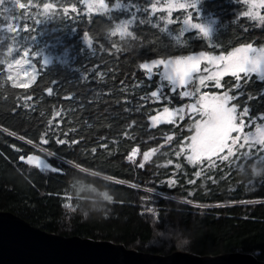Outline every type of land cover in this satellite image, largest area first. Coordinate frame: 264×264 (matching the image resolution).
Instances as JSON below:
<instances>
[{"label": "trees", "instance_id": "1", "mask_svg": "<svg viewBox=\"0 0 264 264\" xmlns=\"http://www.w3.org/2000/svg\"><path fill=\"white\" fill-rule=\"evenodd\" d=\"M106 2L111 6L113 0ZM133 3L143 6L147 0H133ZM217 4L223 5V10L216 8ZM9 5L15 16L23 19V24L34 26L32 20H26L21 14L24 10ZM203 7L217 14L220 25L217 42H222L225 50L249 40H254L256 45L264 44V27L255 26L246 18L236 22L237 14L245 7L242 3L207 0ZM31 11L35 16L37 9ZM126 15L113 12L112 20L124 19ZM177 15L182 13L174 12L173 18ZM138 16L147 18L146 13H138ZM152 20L156 22V17ZM67 23L78 29L72 39L66 41L69 51L57 48L50 52L53 58L66 54L67 64L55 60L27 91L13 88L0 70V211H11L49 232L108 240L139 252L167 255L181 251L206 256L239 251L264 260V172L260 177L252 175L253 166L264 170V159H261L264 153L233 157L230 163L217 161L215 167L194 165L185 154L177 157L175 152L193 132L196 115L177 119L176 124L161 123L155 127L149 120L164 106H182L188 99H182L179 91L171 92L164 82L162 99L156 101L150 93L161 83L159 75L147 79V73L139 64L160 56L212 49L202 40H189L186 46H178L151 24L134 26L142 40L120 41L119 37L107 35L111 24L102 15H93L91 23L83 16L78 22ZM47 27L68 31L61 20ZM169 27L175 34L181 25ZM244 27L248 28L247 32L242 31ZM84 31L94 37L95 55L83 43ZM190 35L185 34V39ZM113 43L122 45L124 50L117 53L113 49L109 53L100 48L103 45L111 49ZM215 51L218 54L220 49ZM4 53L5 48H0V60L5 59ZM35 63L39 69V61ZM99 73H104L103 79L99 78ZM85 75L87 80L82 79ZM53 79L61 83L54 86V94L48 96L44 89L52 86ZM222 83L226 89L234 79L226 76ZM225 89L213 86V82L202 87L210 93ZM261 89L264 82L253 76L243 90L255 95ZM68 93H75V97L60 99ZM27 94L34 96L31 109L23 107L24 102L19 99ZM245 100L246 96L234 102L243 107ZM18 104L21 106L16 108ZM249 104L254 115L264 111V97ZM54 106L63 107L64 123L54 132L48 131L45 138L49 143L43 144L40 137L48 130ZM132 121L135 125L129 128ZM73 128L76 131H70ZM125 131L127 137L123 135ZM173 134V140L165 143L166 137ZM57 137L69 143L58 144ZM75 139L80 143L71 144ZM102 143L108 144V148H100ZM94 147L97 148L95 154L91 152ZM137 147L140 154L135 161L127 160ZM153 148L157 149L156 154L144 162L143 153ZM48 152L54 155L49 156ZM29 155L41 156L62 171L41 170L19 159ZM169 160L173 163L168 164ZM141 162H144L143 168L139 167ZM198 171L200 177L195 175ZM170 180L175 183L169 184ZM104 192L112 196L111 202L102 197ZM66 203L71 207H65Z\"/></svg>", "mask_w": 264, "mask_h": 264}, {"label": "snow or ice", "instance_id": "2", "mask_svg": "<svg viewBox=\"0 0 264 264\" xmlns=\"http://www.w3.org/2000/svg\"><path fill=\"white\" fill-rule=\"evenodd\" d=\"M206 2L207 0H147L146 5L141 6L133 3V0H113L110 6L106 0H37L36 3H33V0H27L26 3L21 0H0V9L7 12L9 9L5 6L12 4L18 9L24 10L21 14L25 16L26 20H32L34 25L30 27L25 22L21 26L16 23L17 18L14 15L10 18L0 17V20L3 21L0 23V48H6L5 59L0 60V65L3 66L0 70L5 73L6 82H10L13 88L27 91L45 70L54 65L55 60H59V57L53 58L52 55L46 54V49L48 53L57 48L64 52L69 51L70 46L66 41L71 40L78 29L69 26L67 22H78L81 16L85 17L89 23L92 22L93 15L106 16L111 24L107 28V35L119 37L120 41L125 42L142 40V37L137 36L134 30V26L137 24H151L161 33H166L178 46H186L189 40H202L212 51L202 50L188 55L160 56L139 64V68L147 73V79L151 80L153 75H159L161 83L150 93V96L156 101L162 99L164 82L170 86L171 92L179 91L182 99L195 98L194 102L182 107L165 106L155 115L150 116L149 120L155 127L161 123L176 124L177 119L183 120L186 113L189 118L198 115L199 119L195 120L194 135L188 138L190 142L181 144L179 151L175 152L177 157L182 153L186 154V159L194 165L204 166L207 164L208 167H215L217 161L230 163V158L233 157L238 159L241 156H260L261 153H264V111L254 115L249 102L258 101L264 97V89L259 90L255 95L246 93L243 89L253 76L258 81L264 82V44L256 45L254 40H249L225 50L224 44L217 42L220 32L218 16L214 11L206 10L203 7ZM235 2L245 5V10L237 14L236 22L246 18L255 26L264 27V0H235ZM78 5L83 8L81 9ZM215 7L223 10V5L217 4ZM33 8L37 9L35 16L31 11ZM113 12L126 13L127 15L124 19L112 20ZM174 12L182 13V15L173 18ZM138 13H146L147 18H140ZM152 17H156V22H153ZM56 20L64 21L68 31L66 32L64 28L49 29L47 27ZM161 22H163L162 26ZM177 23L181 27L173 34V30L169 26ZM242 31L247 32L248 28L244 27ZM32 33L38 34L32 35ZM187 33H191V35L185 39ZM82 40L84 45L91 50L92 55H95L94 37L88 31H84ZM41 43L43 47H39ZM100 48L109 53L113 49L117 53L124 50L123 46L118 43H113L111 49H105L103 45H100ZM216 49H220L218 54ZM79 52L82 53L83 49H79ZM34 61H39V69ZM61 63L67 64L68 61L65 59ZM98 75L100 79H103L104 73ZM226 76L232 77L234 83L225 89L222 81ZM82 79L87 80L88 76L85 75ZM207 82H213V86L225 90L215 93L202 92L201 88L207 86ZM60 83L59 80L53 79L52 86L44 89L45 94L52 96L54 86L60 85ZM233 92L235 95L232 94ZM245 96L243 107L240 103L234 102L240 101L241 97ZM74 97L75 93H68L61 96L60 99L72 100ZM19 99L23 100V107L32 108L30 102L34 101L33 95L27 94ZM125 102L127 101L125 100ZM20 106L18 104L16 108ZM15 110L14 108L13 111L15 112ZM62 113H64L63 107L56 109L54 106L52 117L48 121V130L40 137L43 144L49 143L45 138L48 131L54 132L64 123ZM54 121L55 126L53 125ZM133 125H135V121H132L129 128ZM253 126H255L254 131L252 130ZM246 128L249 131H245ZM70 131H76V129L73 128ZM64 135L67 136L68 133L65 132ZM123 135L127 137L128 132L125 131ZM173 138L174 134L167 136L165 143L170 142ZM101 139L106 138L102 137ZM28 142L32 143V141ZM56 142L61 145L69 143L68 140L59 137L56 138ZM70 143L79 144L80 140L75 139ZM99 147L107 149L108 144L102 143ZM96 151L95 147L91 149L93 154ZM156 152L155 148L144 152L143 161L150 160ZM47 154L54 155L51 152ZM139 154V148H133L127 156V160L134 162ZM19 159L41 170L62 171V169L49 165L38 155H29L27 158L21 156ZM144 162L139 164L140 168L144 167ZM172 163L171 160L168 161V164ZM262 172L264 170L253 166V176L260 177ZM195 175L200 177L201 172L198 171ZM209 179L215 182L213 177H209ZM174 183V180L169 181V184ZM190 183H194V181H190ZM101 195L109 202L113 199L107 192ZM66 199L70 200L71 197H66ZM247 203H253V201ZM65 207H71V205L66 203Z\"/></svg>", "mask_w": 264, "mask_h": 264}, {"label": "water", "instance_id": "3", "mask_svg": "<svg viewBox=\"0 0 264 264\" xmlns=\"http://www.w3.org/2000/svg\"><path fill=\"white\" fill-rule=\"evenodd\" d=\"M0 264H264V260L239 251L206 256L139 252L108 240L49 232L11 211H0Z\"/></svg>", "mask_w": 264, "mask_h": 264}, {"label": "rangeland", "instance_id": "4", "mask_svg": "<svg viewBox=\"0 0 264 264\" xmlns=\"http://www.w3.org/2000/svg\"><path fill=\"white\" fill-rule=\"evenodd\" d=\"M5 7H7L8 9H9V11H7V12H5V11H3V9H0V17H12L13 15L15 16V14L13 13V10L11 9V7H10V5L8 4V5H6ZM244 10H245V7H244ZM243 11V10H242ZM17 19H16V23H19V24H21V26H23V19L20 17V16H15ZM195 18V17H194ZM0 23H3V21L1 20V22ZM39 47H43V44L41 43L40 45H39ZM35 50V49H34ZM5 51H6V48H5ZM45 52H46V54H50V55H52L53 57H54V55L52 54V53H48V50H45ZM56 57H59V60H61V61H63V60H67V61H69V57L68 56H66V54H61V55H57ZM36 61H34V63H35ZM206 87V86H205ZM201 91L202 92H206V90H202V88H201ZM208 93H210V92H208ZM188 99V102L187 103H183V105H186V104H190V103H192V102H194V99L195 98H187ZM182 105V106H183ZM168 106V105H167ZM182 106H178V107H182ZM165 107V106H164ZM168 107H170V106H168ZM178 107H170V108H178ZM163 108H161L160 110H162ZM160 110H158V111H160ZM157 111V112H158ZM185 116H189L187 113L185 114ZM197 119H199V116L198 115H196V120ZM194 125H195V123H194ZM2 130H4V131H6V132H8V130L7 129H5V128H2ZM252 130L254 131L255 130V126H253V128H252ZM192 135H194V129H193V132L189 135V138L192 136ZM183 142L185 143V142H190V141H188V138H186V139H183ZM181 146V145H180ZM185 156H186V154H185ZM25 158H27V157H25ZM45 160V159H44ZM46 161V160H45ZM47 162V161H46ZM131 185H134V184H131ZM147 190V189H146ZM149 191V190H148ZM150 191L151 192H154V193H158V192H156V191H154L153 189H150ZM161 194V193H160ZM161 195H163V196H165V194H161Z\"/></svg>", "mask_w": 264, "mask_h": 264}]
</instances>
